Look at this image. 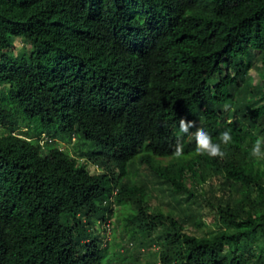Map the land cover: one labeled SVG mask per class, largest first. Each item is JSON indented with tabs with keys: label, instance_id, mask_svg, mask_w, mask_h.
Returning <instances> with one entry per match:
<instances>
[{
	"label": "trees",
	"instance_id": "16d2710c",
	"mask_svg": "<svg viewBox=\"0 0 264 264\" xmlns=\"http://www.w3.org/2000/svg\"><path fill=\"white\" fill-rule=\"evenodd\" d=\"M0 127V264H264V0H0Z\"/></svg>",
	"mask_w": 264,
	"mask_h": 264
},
{
	"label": "clouds",
	"instance_id": "9594fccd",
	"mask_svg": "<svg viewBox=\"0 0 264 264\" xmlns=\"http://www.w3.org/2000/svg\"><path fill=\"white\" fill-rule=\"evenodd\" d=\"M178 124H179L180 133L191 134L194 137V139H195V153L197 155H207L208 157H211V158H220V159H223L226 156V152L222 150L221 144L227 146L230 143H232L233 138H232L230 130H226V131L220 133V135L218 137L220 143H214L212 136L209 135V133L206 132L202 127H198L196 125L195 121H188L186 119H180ZM193 128L196 129L194 132L191 131V129H193ZM16 130H15V132L19 133V130L18 129H16ZM25 130L26 129H22V131H25ZM0 132H4V130L3 131L1 130ZM37 141L42 148H46L49 143H52L51 138H49L45 134L41 135V137L38 138ZM75 142H77V140L74 137L73 143L70 146H73ZM70 146L65 147V145H63L61 148L63 150L66 149V151L70 155L75 157L76 159L78 157L82 160H85L86 162L81 163L77 159V161L81 165H86L88 170H89V164L92 166H95L98 172L92 173L89 170L90 173L98 174V173L102 172V169L99 168L97 166V164H94L93 162H91V160L89 159V157L91 155L90 151H92V150L89 148V145L87 142L77 143L75 153H74L75 155H73L71 152H69ZM250 152H251L252 157H254L256 159H264V137L258 138L255 141V143L252 145V147L250 149ZM173 155L177 159L183 157V155H184V145H183V143L179 137L177 138L176 143L173 146ZM156 159L160 160V157H156ZM104 228H105V232L103 231L104 232L103 235L105 237H107V240L111 239L113 227H112V224L110 223V221H107V223L104 224Z\"/></svg>",
	"mask_w": 264,
	"mask_h": 264
},
{
	"label": "rangeland",
	"instance_id": "374dc122",
	"mask_svg": "<svg viewBox=\"0 0 264 264\" xmlns=\"http://www.w3.org/2000/svg\"><path fill=\"white\" fill-rule=\"evenodd\" d=\"M15 46H14V48L12 49V51H13V53L14 54H18L19 52H23L24 50L26 51V52H28L29 51V49H30V46L28 45V44H25V43H22L20 40H16L15 41V44H14ZM256 65H258V63L256 64ZM256 68H258V66H255V67H253V69L251 70V76H252V78L255 80V81H257V74H256ZM3 131V129L2 128H0V131ZM56 145L58 146V145H64V144H61L60 142H58V143H56ZM76 146H77V142H75L74 143V145L73 146H70L69 147V152H71L73 155H75L74 153H75V149H76ZM49 149V147H46L45 149H44V152H47V150ZM77 157V156H76ZM77 159L79 160V162H81V163H84V162H86L85 160H82V159H80V158H78L77 157ZM89 170L92 172V173H97L98 171H97V169H96V167L95 166H92V165H90L89 164ZM206 222H211L210 221V216L206 219ZM191 232H193L192 230H191ZM100 233L102 234L103 233V230L102 231H100ZM200 234H201V232H200ZM118 236V235H117ZM123 244V245H126V241H124L123 239H121L120 237H118L117 239H116V241H115V244ZM141 257H144V258H148V255L147 254H145L144 253V256H141Z\"/></svg>",
	"mask_w": 264,
	"mask_h": 264
}]
</instances>
